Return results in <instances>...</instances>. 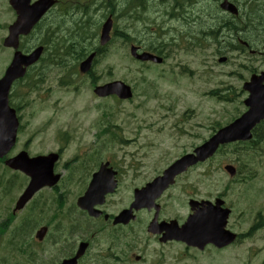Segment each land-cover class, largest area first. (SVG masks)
I'll use <instances>...</instances> for the list:
<instances>
[{
	"label": "flooded vegetation",
	"instance_id": "af4514ba",
	"mask_svg": "<svg viewBox=\"0 0 264 264\" xmlns=\"http://www.w3.org/2000/svg\"><path fill=\"white\" fill-rule=\"evenodd\" d=\"M36 1L0 0V77L17 50L27 55L41 47L40 56L27 67L24 77L11 85L9 101L18 115L31 102L33 94L44 99L38 90L46 85L50 72L60 73L57 77L59 84L65 78L64 71L70 67L66 63V25L69 24L71 36L78 34L81 25V0H68L71 3L69 9L67 0H54L30 32L18 37L16 46H13V41L11 44L6 42L9 27L18 20L20 11ZM157 2L163 10L167 7L163 14L168 20L179 11V0L148 2L142 6V11L149 13L151 7L155 9ZM185 3L188 6L182 9V14L194 17L193 0H185ZM234 3L238 6V15L230 17L235 20L231 25L237 41L234 53L246 51L263 55L264 42L249 49V45L240 39L239 34L242 36L245 26L239 15L241 8ZM257 29L254 28V31ZM146 50L164 59L161 65L149 64L146 67L167 65L169 58L175 56L167 43L149 45ZM174 65H177L176 68H187L182 63ZM174 65H169V68L175 69ZM87 77H90L91 87L100 81V77L94 74ZM32 114L29 113V117ZM101 132L105 134L106 130ZM66 133L69 131L57 128L55 137L61 143L60 137ZM36 136L37 133H31L23 146L19 150L12 149L8 157L15 156L20 150H26L29 156L48 154L41 149L31 154L28 148L33 145L31 141ZM64 138L52 151L57 155L52 175L44 178L50 184H44L30 193L25 191L31 177L6 165L5 159H0V264H205L212 256L220 258L226 247L217 248L208 242L203 243L208 235L201 231L200 225H184L190 215L214 205L216 200L223 202L222 208L229 206L222 189L210 194L206 189L201 191L204 187L198 177H205L208 172L197 171L208 160L190 166L174 178L173 184L136 207L133 204L135 190L160 175L163 168L155 171L150 178L137 182L142 175L140 161L133 164L128 160L126 164H121L114 154L102 155V147L108 146L104 143H83L89 149L84 150L81 158L75 150L69 151L72 155L64 159V152L74 137ZM192 175H195L193 179ZM256 221H259V216L251 223V231L258 229ZM194 225L201 234L187 233L186 237L199 243L197 246L176 238L181 232L173 233L174 229L194 228ZM239 236L242 237L240 233Z\"/></svg>",
	"mask_w": 264,
	"mask_h": 264
},
{
	"label": "rangeland",
	"instance_id": "374dc122",
	"mask_svg": "<svg viewBox=\"0 0 264 264\" xmlns=\"http://www.w3.org/2000/svg\"><path fill=\"white\" fill-rule=\"evenodd\" d=\"M84 1L88 0H81L82 4ZM117 1L116 8L122 5L123 0ZM238 1L242 3L244 0ZM263 1L255 0L257 5ZM196 2L197 9L201 10L198 15L195 12L194 17L168 20L163 14L167 7L163 10L158 2L155 9L151 7L140 20L135 19L137 15L129 18L116 13L113 32L125 28L126 33L145 49L149 45L167 43L168 48L177 50L172 49L175 56L169 58L167 65L147 69L128 58L129 48L125 42L116 38L111 40L95 63L94 72L102 81L119 79L131 85L134 95L127 101L109 99L99 103L92 94L88 79L80 75L77 67L64 71L70 76L72 83L69 86L57 82L60 73L50 72L48 82L38 90V93L43 92L44 99L33 94L31 102L22 112L19 111L22 127L18 143L22 144L31 133H37L31 141L33 145L28 148L34 154L39 149L55 151L64 137H74L64 152V159L72 155L69 151L75 150L81 158L84 150L89 149L83 143L108 144L102 147V155L114 154L121 164L128 160L133 164L141 162L142 175L137 181L141 182L199 145L213 129L240 114L244 110L242 100L246 96L242 83L248 79L250 70L264 67L262 57L227 54L228 59L219 64L218 56L213 55V47H209L203 56L188 55L184 47L186 41L219 29L224 19L211 2ZM93 17L88 26H95L98 32L93 45L88 42L87 49L97 44L103 21L100 13ZM242 17L243 23L248 21L253 28L258 27L251 31L249 37L253 45H259L264 40V25L256 17L252 21L247 20L244 14ZM81 56L74 54L67 64L73 66ZM175 63H182L187 68H176ZM169 65H174L175 70L171 71ZM29 113H33L31 117ZM37 127L41 129L34 130ZM57 128L69 131L60 137L61 143L55 137ZM103 129L105 134L101 132ZM226 163L236 167L238 173L235 177L230 178L223 170ZM203 170L208 174L198 177L204 187L201 191L206 189L209 194L214 190L225 191L227 204L233 210L229 227L242 235L236 245L222 252L220 258L212 256L205 264H264V223L258 222V229L250 232V225L257 216L264 221V142L254 148L243 146L236 150L225 147L197 172ZM194 177L192 175V179Z\"/></svg>",
	"mask_w": 264,
	"mask_h": 264
},
{
	"label": "water",
	"instance_id": "95a60500",
	"mask_svg": "<svg viewBox=\"0 0 264 264\" xmlns=\"http://www.w3.org/2000/svg\"><path fill=\"white\" fill-rule=\"evenodd\" d=\"M34 7V12L26 14V19H19L10 27L9 39L11 35L16 38L19 33H26L30 26L37 20L41 13L52 4V0H40ZM220 7L224 10L234 13V6L223 0ZM111 28V21L108 19L102 26V33L100 36V43L104 44L109 40V31ZM136 48L131 47V53L141 59H152L159 62L161 59L147 53L140 55L136 54ZM39 50L31 54L30 56H23L21 53H16L12 63L6 69L5 74L0 79V157L4 156L10 148L13 146L16 137V131L18 127V121L15 116V111L8 105V91L11 82L23 75L25 66L33 62L38 54ZM94 53L90 54L86 60L80 63V70L86 72L89 70ZM243 89L248 92V96L243 101L247 107L246 111L239 117L234 119L229 124L219 128L208 140L197 146L192 152L186 153L171 163L162 173L146 185L145 188L135 192V202L141 204L148 200V197L153 191H157L156 195L172 182L174 176L187 167L195 164L198 161H204L211 157L217 150L219 145L224 143L247 140L251 137L252 128L258 124L261 120H264V73H260L259 76L252 75L248 82L243 84ZM94 92L98 96H106L108 94H116L119 98L131 97V89L128 85L121 81L110 82L95 88ZM55 155L48 157L28 158L26 153L21 152L17 156L8 159L6 163L13 168L21 169L28 175L32 176L28 188L25 192H32L38 187L44 184H50L49 181L42 178L41 173L34 172L36 168H43L50 170L51 162L55 160ZM225 170L232 176L234 174V168L231 165H226ZM48 176V174H43ZM90 190V188H89ZM88 190V191H89ZM155 196V195H154ZM220 203H216V207L209 209L204 213L194 214L187 219L186 224H198L201 231L206 232L211 236L210 242H213L217 246H224L233 241L234 235L229 231L224 230L226 218L228 215V209L221 210L219 208ZM180 233V230H173V233ZM176 238L187 241L188 244L197 245L187 239L186 234L200 233L197 228L186 229L181 232ZM226 233V234H225Z\"/></svg>",
	"mask_w": 264,
	"mask_h": 264
},
{
	"label": "trees",
	"instance_id": "16d2710c",
	"mask_svg": "<svg viewBox=\"0 0 264 264\" xmlns=\"http://www.w3.org/2000/svg\"><path fill=\"white\" fill-rule=\"evenodd\" d=\"M90 1H92V0H90ZM91 3V2H90ZM252 5H249L248 6V9H247V12H246V15H245V17L247 18V20H251L252 21V19L253 18H255L256 17V19H258L259 20V22L261 23V24H263L264 25V1L263 2H261V3H259L258 4V6H259V8L257 7V9H256V7L254 6V7H251ZM130 7V5L129 4H127V8H129ZM123 8V7H122ZM262 12V14L261 15H259V12ZM123 11H122V9H121V11H120V16H122L123 14L125 15V11L122 13ZM87 14V13H86ZM122 14V15H121ZM226 22H234V20H226ZM225 25V24H224ZM221 27V23H220V26H219V28ZM224 27V26H223ZM219 29H217V30H215V31H213L212 33H215V32H217ZM225 30H226V33L227 34H229V33H233L234 32V28H231L229 25H226L225 26ZM82 33H84L83 34V37L85 38L86 37V35H85V33H86V31H85V29H83V31H82ZM212 36H214V34H212ZM124 39H125V36H122ZM246 39H249V37L248 38H246ZM72 46H73V48L75 49V44L74 43H72ZM72 48V47H71ZM84 45L82 46V48L81 49H79V51H80V56L81 55H83V52H84ZM262 128V127H261ZM264 142V126H263V128L262 129H257L256 130V135H255V137H254V139L251 141V142H249L248 144H250V145H252V146H254L255 144L257 145V144H259L260 142ZM245 164H247V163H245ZM261 223H264V221H261Z\"/></svg>",
	"mask_w": 264,
	"mask_h": 264
}]
</instances>
